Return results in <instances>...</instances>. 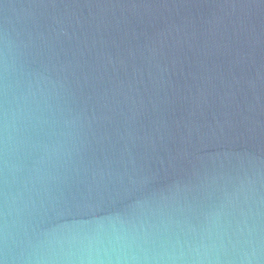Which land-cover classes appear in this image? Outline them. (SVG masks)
I'll return each instance as SVG.
<instances>
[{
	"label": "water",
	"instance_id": "1",
	"mask_svg": "<svg viewBox=\"0 0 264 264\" xmlns=\"http://www.w3.org/2000/svg\"><path fill=\"white\" fill-rule=\"evenodd\" d=\"M0 264H264V0H0Z\"/></svg>",
	"mask_w": 264,
	"mask_h": 264
}]
</instances>
